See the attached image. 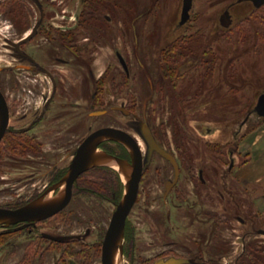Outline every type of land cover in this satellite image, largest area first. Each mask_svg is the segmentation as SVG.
Listing matches in <instances>:
<instances>
[{
  "label": "rangeland",
  "instance_id": "rangeland-1",
  "mask_svg": "<svg viewBox=\"0 0 264 264\" xmlns=\"http://www.w3.org/2000/svg\"><path fill=\"white\" fill-rule=\"evenodd\" d=\"M0 1L17 2L16 7H20L18 10L22 15H28L29 8L32 9L30 25L24 27V31L16 33L13 27L10 28V21H2L0 49L3 50L7 38L27 35L44 13L46 19L41 26L44 32H39L29 45L36 58L46 64L50 59L47 53L56 51L59 44L49 42L45 31L76 27L74 18L79 13L82 51L90 54V50L94 55L90 62L88 54H85L75 67H60L63 70L60 76L65 78L62 83L64 91L59 89L42 126L35 131L43 144L42 157L45 160L42 159V163L36 159L18 158L17 155L9 157L7 147L10 149L11 137L6 135L0 152L3 155L0 158V207L55 199L63 188V179L45 195L43 191L52 182L50 173L61 169L67 173L72 160L68 153L100 127L111 125L129 131L138 139L145 153L147 147L134 119V115H140L160 143L175 157L189 164L185 163L186 170L182 174H195L197 178L198 168H205L209 185L201 191L203 197L207 195L203 201L209 210L219 207V213L224 211L226 219L230 220L225 224L221 243L211 244L208 252L223 254L225 264H235L238 256L242 255L247 259L240 264H264V236L258 233V229H264V206L256 207V202L260 204L264 199V183L253 184L246 177V166L252 160L249 145L264 126V117L254 113L258 97L264 93V45L256 44L259 37L256 29L261 26L263 29L260 30L264 32V26L255 22L264 18L263 8H256L249 2L237 3L238 0H193L188 23L180 26L182 0H38L43 4L41 10L30 0H21L22 3L20 0ZM228 8L233 22L225 28L220 17ZM1 14L0 21L6 17ZM105 14L112 19L106 20ZM140 14L143 17L135 20ZM133 28H137L138 37ZM242 30H248L245 37H240ZM87 38L92 42L88 43ZM183 43L188 47L185 50ZM42 48L46 54L41 52ZM118 52L125 54L129 66L127 84L122 88L120 80L126 75ZM188 53L192 56L184 58L183 55ZM5 64L0 60V66ZM90 64L96 79L89 74ZM103 76L107 77L105 82L100 80ZM115 79H118V85L113 82ZM48 89L45 93L50 97L53 89L50 86ZM96 89H99L97 97L100 99L93 102ZM168 93L173 96L171 99ZM201 93L198 98L197 94ZM191 96L196 99L186 100ZM43 103L41 100L37 108L41 109ZM71 103H78V107L73 108ZM92 103L96 106L94 110H106L107 114L90 116ZM116 106H124L131 110L132 115L114 110ZM248 115L249 121L242 126ZM19 117L20 111L13 113L12 125H17ZM20 146L25 144L20 143ZM98 153L107 152L99 149ZM146 166L141 193L129 217L136 229V245L128 246L127 256H124L123 239L121 264H153L158 255L155 247L159 238L155 226L157 216L171 209L174 195L170 197L169 206H165L162 192L165 182L173 178L171 167L156 154ZM104 178L105 175L96 173L79 181V184L92 187ZM109 180L115 183L111 188L112 194L126 192L124 181L123 186H118L115 177L110 175ZM195 200V194L190 192L180 203L199 205L200 199ZM115 208L116 205L109 201L83 192L76 193L64 213L47 220L40 230L52 235H82L90 229L92 234L87 242L92 245L103 240V232H106ZM185 210L177 212L183 218L188 214L189 220L190 214L184 213ZM237 215L249 217L252 229L239 225ZM249 231L252 235L245 240L244 247L241 237ZM178 236L184 238L185 235ZM15 237L20 244H26L24 235ZM13 239L14 236L0 237V264H15L10 248ZM246 246L248 249L244 254ZM97 252L98 260L92 264H101V249Z\"/></svg>",
  "mask_w": 264,
  "mask_h": 264
},
{
  "label": "flooded vegetation",
  "instance_id": "flooded-vegetation-1",
  "mask_svg": "<svg viewBox=\"0 0 264 264\" xmlns=\"http://www.w3.org/2000/svg\"><path fill=\"white\" fill-rule=\"evenodd\" d=\"M34 1V3L37 5V7L41 10L43 7V4L40 3L38 0H30ZM22 3V1H19ZM237 3H243V2H237ZM252 4V2H249ZM17 2H9V1H0V13L2 17L0 24L2 21H10L11 27L14 28V31L16 33H19L24 27L29 26L30 19L32 17V9L29 8L28 15H22L19 13L18 8L16 7ZM182 8H183V0H182ZM229 9H226L220 17V23L222 16L228 12ZM43 10V9H42ZM4 11V12H3ZM21 12V11H20ZM182 14V10H181ZM45 14L43 13L41 15V18L39 21H37L34 26L29 29V33L21 38L17 39H10L7 38L5 40V43L3 44V50L0 49V60L3 62H6L5 65L0 66V91L3 94L7 107H8V127L6 129V132L4 133L2 139L0 140V152L1 147L5 145V137L9 134L11 137L10 139V149L7 147L9 153V157L12 155H17L18 158H23L30 161H38L40 160V163H42L43 159V144L39 141V137L35 133L38 128L42 126V123L44 122L46 118L47 112L51 109L50 106L53 105V101L55 100L57 93L60 88H62V83L64 81V77L60 76V72H63V70H60L62 68L60 67H71L76 66L78 63V60H81L85 58V54L82 50V47H84L81 42V35H80V22H81V16L78 13L76 17L74 18V21L76 20L77 24L76 27L70 28V29H63L59 30L51 28L47 29L48 31H45V36L50 42H58V46L55 47V50L53 53H47L43 48L40 49L41 52L47 53L48 59L46 64L43 61H39L34 53L30 50V43H32L38 36L39 32H44L43 29H41V26L44 24V20L46 19ZM140 16V15H138ZM137 16V17H138ZM231 24H232V17L229 13ZM136 17V18H137ZM143 15L140 17L142 18ZM135 20H139L136 19ZM5 19V20H4ZM106 20H111L112 17L109 14H105ZM226 21V19H224ZM181 22V19H180ZM179 22L180 26L181 23ZM188 23V21L186 22ZM185 23V24H186ZM230 24V25H231ZM222 25V23H221ZM229 25V26H230ZM223 26V25H222ZM224 27V26H223ZM48 28V27H47ZM227 28V27H225ZM41 29V30H40ZM79 30V31H78ZM133 30L136 32L137 35V28H133ZM27 31V30H26ZM124 31V30H123ZM125 36L127 37V32H125ZM54 37V38H53ZM138 37V35H137ZM54 39V40H53ZM86 41V40H85ZM87 42H92V39L87 38ZM53 47V46H52ZM87 55L88 61L90 62L92 59H94V55L91 54L90 50ZM125 53V51H124ZM51 56V57H50ZM119 61L123 67V70L125 72L126 78L120 80V84L118 83V79H115L116 85H120L121 88L127 84L128 80V74H129V66L127 64V59L125 54H121L118 52L117 54ZM184 58H189L192 55L190 53L183 55ZM8 63V64H7ZM177 63V62H176ZM93 65L90 64L89 67V74L94 79L95 74L94 70H92ZM171 72V71H169ZM169 79H173V77H168ZM180 78V77H179ZM96 79V78H95ZM177 78H175L176 80ZM100 80H107V77H102ZM99 80V81H100ZM174 80V83L177 82ZM173 82V81H172ZM173 83V84H174ZM8 84V86L6 85ZM6 85V86H5ZM201 85V84H200ZM49 86L51 89H53V92L51 93L50 97H47V93L45 91H48ZM48 89V90H47ZM64 91V89L62 88ZM65 90H67L65 88ZM203 89L201 88L200 91ZM99 94V89H96L93 93L92 100L93 102H96ZM171 95L170 93H168ZM68 95V94H67ZM261 95V94H260ZM70 96V94L68 95ZM68 96L65 98L67 99ZM201 94H197V97H201ZM40 99L38 100V98ZM60 96H58L59 98ZM173 96L171 95L170 99ZM183 99V97H181ZM185 98V97H184ZM259 98V97H258ZM163 99V98H159ZM196 98H192V96L186 100H193ZM43 100L42 108L38 109L39 102ZM36 104V108L34 105ZM66 105L67 103H64ZM71 106L73 108L78 107V103H71ZM95 103H92L90 105V108L92 111L89 113L90 116L96 117V116H104L107 114L106 110H94L95 109ZM50 108V109H49ZM22 109V110H21ZM94 110V111H93ZM114 110L122 112L124 115H132L131 110L125 108L124 106H116L114 107ZM14 111V112H13ZM20 111V117L17 119L16 124L12 125V117L13 113H17ZM254 113L255 110H254ZM257 114V113H256ZM248 115L244 121L242 122V126H245L247 122L249 121ZM135 121H137L138 129L140 131V134L142 135V138L145 141L147 150L145 153H143L142 147L138 141V139L129 131H126L122 128L116 127V126H104L100 127L98 129L93 130L89 133L91 135L95 131L102 129V128H116L120 129L122 131L127 132L130 134L135 141L137 142L140 151L142 153V161H143V173L139 184V191L138 196L136 199L135 204L137 203V200L139 198V195L141 193V184L143 182L144 173L147 170L146 163L148 161H152L154 159V155H159L161 160L166 161L167 165L171 167L173 171V178L169 179L165 182L163 185V201L166 203L165 206H169L168 202L170 201L171 195H174L172 197L171 201V209H168L165 211V213L159 214L157 216V223H155V226L158 229V235L159 238L158 242L156 243V252H157V258L153 262V264H225L223 262L224 255H212L209 251V246L211 244L217 243L219 245L220 238H224V231H225V224H228L230 220L226 219L224 211L220 214L219 213V207H212L209 210V207L206 206L205 202L203 201V198L206 196L201 195V191L204 187H207L209 185L208 180L205 177V168H198V172L196 174L197 178L195 177V174L191 173H184L182 174V171L186 170L184 161H181L175 155L168 151L158 140L155 132L153 129L146 124L143 121L142 116L140 115H134ZM147 128L156 144L162 148L164 151L168 152L172 155L174 159V163H172L169 159L165 158L161 154H159L156 150L151 151L148 141L146 140L143 129ZM87 135L82 142L78 144V146L74 149H72L68 153V158H71L73 160L74 158V152L80 147V145L85 141V139L89 136ZM114 140H108L104 141L99 145V149H103L107 152V154L116 156L120 159L126 160L128 162H132V156L129 151V149L120 142H113ZM25 144L24 147L20 146V143ZM110 146H114L113 148ZM21 149L18 150L17 149ZM230 153H232L230 151ZM3 155L0 154V158ZM36 159V160H35ZM45 160V159H43ZM72 160L70 162V165L72 163ZM189 165L188 163H186ZM70 165L67 168V173L69 171ZM233 166V163H231L230 167ZM146 167V168H145ZM99 169H107V171H97ZM170 169V170H171ZM109 170V171H108ZM57 170L51 172V183L49 184V187H47L43 194H47L53 185L59 180H62L63 177L67 174L63 169ZM96 173H101L106 176L101 182L96 183L95 185H102L105 184L108 180L109 176L116 178L118 177L121 183V186H123L124 182L122 180V177L120 173L115 170L114 168L108 167V166H95L91 169L85 171L82 173L78 179L75 181L73 185V196L70 201L72 202L74 196L76 193H84L86 195L90 194L98 199H103L106 201H109L116 205V208L113 212L115 213L117 206L121 202L124 194L122 192L112 194V190H109L110 194H98L94 193L95 191H91V189H87L85 187H81L79 184V181L84 180L87 177L93 176ZM107 175H106V174ZM109 175V176H108ZM184 177V178H182ZM122 181V182H121ZM118 186H120L119 181L116 182ZM159 186L160 185L159 183ZM191 189V190H190ZM78 190V192H77ZM81 191V192H79ZM190 192L192 194H195L196 200L200 203L199 205H183L180 202L186 198V196L190 195ZM120 197L117 199L116 197L119 195ZM104 196V197H100ZM223 196V195H222ZM224 197V196H223ZM197 198H199L197 200ZM169 199V200H168ZM177 201V202H176ZM68 204V206L70 205ZM29 203H24L21 205H16L13 207H3L7 209H18L20 207H23ZM134 204V206H135ZM68 206L57 213L56 215L43 220L39 221L35 224L29 223V222H22L15 225H11L9 227H0V231H3L0 233V235L5 236H14L13 241L11 242V252L16 257L18 254L22 256V260L17 262L16 264H92L93 261L98 260V252L97 249H101V264L102 257H103V242L106 236V232L109 228L106 229V232H103V240L101 242H95L90 243L87 242V239L92 234L90 229H87L86 232L82 235H52L48 233H43L40 230V226L44 223H46L47 220L52 219L53 217L62 215L64 211L68 208ZM132 207L129 215L126 218L125 223V231H124V256L127 250L128 246L134 247L136 245V229L131 224L129 217L131 215V212L134 208ZM223 206V205H222ZM224 208V207H223ZM186 209L184 213H189V220H187L188 214L183 218L181 217L177 211ZM113 214L111 216V220L113 217ZM252 220V215H250ZM237 221L239 225L241 226H250L252 229V221L250 222L249 217L245 218L244 216L237 215L236 216ZM110 220V222H111ZM110 225V223H109ZM258 233L261 236H264V229H258ZM164 236L165 239H163ZM179 234L185 235L184 238L178 236ZM24 235L26 240V244L22 245L19 242H17V238L15 236ZM252 235V232L249 231L247 233H244V236L242 238V242L245 247V240H247L248 237ZM214 240V241H213ZM216 240V242H215ZM98 247V248H97ZM244 254L247 252L248 246L244 248ZM250 250L252 252V248L250 247ZM223 253L224 250H221ZM252 254V253H250ZM250 256V255H249ZM252 256V255H251ZM247 258L245 255L238 256L236 259L235 264H240L241 261H245ZM250 259V258H249ZM252 261V258H251ZM250 261V262H251ZM148 264H151L150 262Z\"/></svg>",
  "mask_w": 264,
  "mask_h": 264
},
{
  "label": "water",
  "instance_id": "water-1",
  "mask_svg": "<svg viewBox=\"0 0 264 264\" xmlns=\"http://www.w3.org/2000/svg\"><path fill=\"white\" fill-rule=\"evenodd\" d=\"M238 2H252L256 8L264 6V0H238ZM192 7L193 0H183L181 25L189 20ZM224 19H226V21ZM229 19V13L226 12L221 19V23L224 27H229L231 24V20ZM254 110L259 117H264V93L259 96ZM8 119L7 103L0 91V140L8 127ZM143 134L149 143L151 151L156 150L159 154L174 163L172 155L156 144L151 132L147 128L143 129ZM108 140H114L124 144L131 153L132 162L130 163L107 153L98 154L99 145ZM98 156L102 161L110 159L119 167L130 168L132 173L130 179L126 182V192L113 214L103 242V264H115L116 251L124 239L126 218L136 202L139 184L143 173L142 153L137 142L130 134L120 129L102 128L89 135L74 152V158L69 171L61 181L63 188L59 195L51 201L40 202L37 200L18 209L0 207V226L9 227L22 222L35 224L39 221L46 220L65 209L72 199L73 185L78 177L92 167L104 165L102 162L96 163Z\"/></svg>",
  "mask_w": 264,
  "mask_h": 264
},
{
  "label": "crops",
  "instance_id": "crops-1",
  "mask_svg": "<svg viewBox=\"0 0 264 264\" xmlns=\"http://www.w3.org/2000/svg\"><path fill=\"white\" fill-rule=\"evenodd\" d=\"M142 15L143 14H140V16H138L136 19H139ZM260 131H261L260 133L259 132L256 133L255 137L252 139V144L249 145V149H248V151L252 153V160L246 166L248 171L247 172L248 176L246 177H248L251 183L253 182V184L264 183V126ZM240 178L242 177L240 176ZM245 181L247 182V179ZM260 206H264V199L263 201H260V204L256 202V207H260ZM22 256L23 254L22 255L18 254L15 257V264L22 260Z\"/></svg>",
  "mask_w": 264,
  "mask_h": 264
},
{
  "label": "trees",
  "instance_id": "trees-1",
  "mask_svg": "<svg viewBox=\"0 0 264 264\" xmlns=\"http://www.w3.org/2000/svg\"><path fill=\"white\" fill-rule=\"evenodd\" d=\"M262 8L264 9V6H262L260 9H262ZM255 22L256 23L259 22V23H261L264 26V18H258V19H256ZM260 27H258V29H256L257 30V34L256 35L259 36L258 37V42H256V44H258V46H259V44H263L264 45V32H262V30H260V29H263V28H260ZM245 34L246 35L248 34V30H245V31L242 30L241 33H240V37H243V36L245 37ZM182 45H183L182 47H183L184 50L188 48L186 43H183ZM102 170L103 171H107V169H99L97 171H102ZM115 181L116 182L119 181V184L121 186V183H120V180H119L118 177L116 178ZM84 186H86V185H84ZM113 187H115L114 181L109 180V181H106L105 184H102V185H93L92 187H88L87 186L85 188H87L89 190L91 189V191L92 190L95 191L94 193L105 194L106 192H108L109 190H111V188H113ZM120 195L121 194H119L116 198L118 199L120 197ZM100 197H104V196H100ZM5 235H0V237H5Z\"/></svg>",
  "mask_w": 264,
  "mask_h": 264
},
{
  "label": "bare ground",
  "instance_id": "bare-ground-1",
  "mask_svg": "<svg viewBox=\"0 0 264 264\" xmlns=\"http://www.w3.org/2000/svg\"><path fill=\"white\" fill-rule=\"evenodd\" d=\"M99 154V153H98ZM101 163L104 164V165H107L111 168H114L115 170H117L121 177H122V180L126 183L128 181V179H130L131 177V170L130 168H126V167H119L114 161L110 160V159H105V160H101L99 159V156L97 157V160H96V163ZM121 249H120V245L118 246V249L116 251V254H115V264H121Z\"/></svg>",
  "mask_w": 264,
  "mask_h": 264
}]
</instances>
